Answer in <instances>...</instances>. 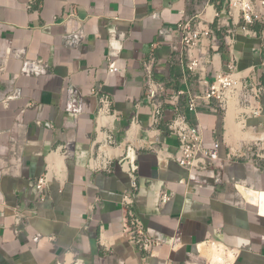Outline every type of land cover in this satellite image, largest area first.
I'll return each mask as SVG.
<instances>
[{
    "label": "crops",
    "instance_id": "obj_1",
    "mask_svg": "<svg viewBox=\"0 0 264 264\" xmlns=\"http://www.w3.org/2000/svg\"><path fill=\"white\" fill-rule=\"evenodd\" d=\"M227 6L228 0H0V264H55L71 251L76 264H264V162L223 146L219 167L202 176L208 182L192 180L174 159L178 141L167 127L201 93L178 30L198 14L219 31L209 79L236 62L264 86L261 40L244 35ZM70 14L86 33L78 48L63 39ZM227 29L235 33L230 47ZM151 59L154 79L165 86L158 126L145 100L144 65ZM37 60L48 63L47 75L29 74ZM110 62L122 73L110 74ZM98 87L118 115L103 131L92 95ZM72 90L83 107L79 115ZM178 96L176 105L168 103ZM188 118L202 126L207 142L226 139L238 150L240 130L228 123L226 135L214 104L201 102ZM249 125L264 133V115ZM96 155L108 170L90 167ZM45 175L50 185L42 195L34 185ZM243 191L252 193L246 198ZM126 192L135 194L138 217L160 244L146 262L125 234ZM163 194L171 198L166 205ZM17 215H24L21 227Z\"/></svg>",
    "mask_w": 264,
    "mask_h": 264
},
{
    "label": "built area",
    "instance_id": "obj_2",
    "mask_svg": "<svg viewBox=\"0 0 264 264\" xmlns=\"http://www.w3.org/2000/svg\"><path fill=\"white\" fill-rule=\"evenodd\" d=\"M227 7L229 16L240 27L244 35L261 40V48L264 51V0H228ZM68 24L70 27L66 30L63 39L68 46L78 48L86 39L82 21L77 18L76 14H70ZM214 25V23L202 18L201 14L178 24L183 61L186 69L197 76L201 93L191 96L186 110L184 112L177 110L174 118L167 124L172 136L178 141V151L174 159L179 166L189 173L192 180L203 183L208 181L202 176L219 167L223 146H227L231 150L230 152H233L237 157L254 159L255 162H264V133L255 132L249 125L250 121L258 120L264 115V86L255 82L253 78L242 75L238 71L236 62L228 64L225 72H218L214 80L209 79L208 72L211 71L213 63L210 52H219L218 45L220 43L218 27H214ZM229 26L227 23V27ZM162 33H165V31ZM223 40L230 47L235 40V33L231 29H227ZM206 42H210L209 46H206ZM155 65V59H151L144 65L145 100L153 108L152 125L158 126L164 119L165 110L162 98L165 93V86L154 79ZM108 66L110 74L119 75L122 73V69L117 63L110 62ZM28 68L29 74L32 75L42 76L49 73V65L44 60L30 63ZM92 95L98 99L99 103L98 120L100 129L101 131L109 129L108 125L111 118H117L118 116L114 110V102L101 87L94 88ZM71 96L72 105L76 106L74 109L75 114L79 115L83 107L76 99V90L71 91ZM178 98L179 96L174 97L168 100V103L176 105ZM200 101L215 105L223 116L225 127L227 126L228 117L232 115L240 130L250 134L253 139L241 140V146L237 151H233L235 146L226 139L207 142L202 126L192 123L188 118L189 114L198 112ZM141 106L140 103L135 106L134 124L138 123L137 118ZM225 132H228L227 127ZM109 140L111 145H115L112 136L109 137ZM102 160V157L96 155L91 159L90 167L95 170H108V163L104 167L105 164ZM218 174L216 182L220 183V172ZM131 176L134 178L133 175ZM49 185L50 178L45 175L34 186L43 195ZM136 189L137 184L133 180V190ZM42 199L44 200V198ZM170 201L169 195L163 194L162 204L166 205ZM122 204L125 212V234L137 250L144 254V261L146 262L148 258L153 256L154 249L160 244L146 233L135 210V194L126 192ZM237 204L242 206L244 201L240 200ZM16 224L20 227L24 225V215H17ZM40 239V236H38L36 241ZM100 244L106 247L103 239H101ZM76 255V251H71L66 254L67 257L71 256V261L70 257L65 256L64 259L57 261L55 264H76L73 257Z\"/></svg>",
    "mask_w": 264,
    "mask_h": 264
},
{
    "label": "bare ground",
    "instance_id": "obj_3",
    "mask_svg": "<svg viewBox=\"0 0 264 264\" xmlns=\"http://www.w3.org/2000/svg\"><path fill=\"white\" fill-rule=\"evenodd\" d=\"M228 123H229V130H230V125L231 124H235L236 126H237V128L240 130V128L238 127V125L235 123V121H234V118H233V116L232 115H230L229 117H228V119H227V126H228ZM239 132H241V134H242V138H241V140H243V139H253V137L250 135V134H248V133H244V132H242L241 130L239 131ZM226 135H227V133H226ZM241 136V135H240ZM227 139H228V136L226 137ZM241 140H240V142H241ZM240 146H241V144L239 143L238 144V146H236V149H239L240 148ZM245 193H247V194H250V193H252V191H243V194H244V196L246 197V194ZM255 193V192H254ZM257 194V193H256ZM247 198V197H246ZM259 199H260V196H259V198H258V201L256 200V198L254 197L252 200H250L251 202H254V201H256L257 203L259 202ZM249 200V199H248ZM214 249L216 248V245H213L212 246ZM220 258L218 257V258H216V260H219ZM219 261H223V260H219Z\"/></svg>",
    "mask_w": 264,
    "mask_h": 264
},
{
    "label": "rangeland",
    "instance_id": "obj_4",
    "mask_svg": "<svg viewBox=\"0 0 264 264\" xmlns=\"http://www.w3.org/2000/svg\"><path fill=\"white\" fill-rule=\"evenodd\" d=\"M211 264H213V263H211ZM214 264H219V263H214ZM228 264V263H227Z\"/></svg>",
    "mask_w": 264,
    "mask_h": 264
}]
</instances>
